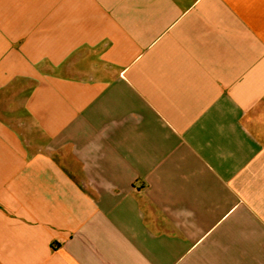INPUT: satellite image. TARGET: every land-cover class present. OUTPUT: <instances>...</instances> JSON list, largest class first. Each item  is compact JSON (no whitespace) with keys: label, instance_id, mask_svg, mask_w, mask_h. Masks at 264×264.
Returning a JSON list of instances; mask_svg holds the SVG:
<instances>
[{"label":"crops","instance_id":"1","mask_svg":"<svg viewBox=\"0 0 264 264\" xmlns=\"http://www.w3.org/2000/svg\"><path fill=\"white\" fill-rule=\"evenodd\" d=\"M0 264H264V0H0Z\"/></svg>","mask_w":264,"mask_h":264}]
</instances>
